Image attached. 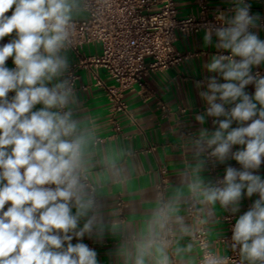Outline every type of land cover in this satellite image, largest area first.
Listing matches in <instances>:
<instances>
[{"label":"clouds","instance_id":"clouds-1","mask_svg":"<svg viewBox=\"0 0 264 264\" xmlns=\"http://www.w3.org/2000/svg\"><path fill=\"white\" fill-rule=\"evenodd\" d=\"M81 2L0 0V41L15 32L0 45V264H98L97 252L82 242L86 235L103 236L86 175L93 132L77 118L67 56ZM235 4L234 15L221 13L222 26L214 30L215 47L230 54H214L205 65L225 82L212 76L206 85L196 83L205 87L199 95L207 108L195 120L203 125L213 117L216 127L202 128L192 151L200 165L207 153L219 164L230 157L241 167H226L218 183L206 182L197 167L189 186L232 214L245 196H258L236 219L231 240L241 264H264V178L257 174L264 164V76L253 74L264 65V40L250 30L259 19L250 5ZM212 38L210 28L205 43ZM234 146L241 147L233 152ZM228 259L214 258V264Z\"/></svg>","mask_w":264,"mask_h":264},{"label":"crops","instance_id":"crops-1","mask_svg":"<svg viewBox=\"0 0 264 264\" xmlns=\"http://www.w3.org/2000/svg\"><path fill=\"white\" fill-rule=\"evenodd\" d=\"M174 1L179 18H199L204 9L209 16L226 11V16L231 17L236 6L235 0ZM244 3L250 5V15L259 17L257 27L250 30L264 40V0ZM85 18L81 4L74 20ZM204 35L205 31L194 35L179 33L175 47L185 59L166 71L149 74L144 87L136 85L125 91L126 111L117 109L111 100L107 88L116 83L104 70H76L77 118L93 132L86 175L103 228L102 238L86 235L82 242L97 252L98 264H136L138 259L143 264H198L200 252L193 238L201 225L208 231L212 251L225 257L229 249L219 240L228 233L226 217L236 221L258 198L245 196L240 211L232 214L218 203H206L189 186L194 182L197 167L202 168L198 175L212 183L223 179L226 167H241L230 157L219 164L207 153L200 157L206 163L200 165L192 151V140L199 137L201 129L211 132L216 127L213 117H206L203 125L195 120L207 108L199 95L205 87L197 88L196 83L206 85L212 76L225 82L216 73L208 72L205 65L214 54H230L215 47L214 32L212 44L205 43ZM14 37L15 32L0 45ZM84 52L94 55L100 47L89 45ZM67 56L71 69L76 66L77 57L71 51ZM6 64L14 67L12 58ZM257 73L264 76V65L253 68V74ZM98 80L105 87L98 86ZM245 91L253 94L254 85H248ZM236 126L233 122L232 127ZM240 147L234 146L232 151ZM257 174L264 178V164ZM190 206L194 207L193 216ZM76 242L73 239L72 243Z\"/></svg>","mask_w":264,"mask_h":264},{"label":"built area","instance_id":"built-area-1","mask_svg":"<svg viewBox=\"0 0 264 264\" xmlns=\"http://www.w3.org/2000/svg\"><path fill=\"white\" fill-rule=\"evenodd\" d=\"M84 20L75 21V32L68 51L77 57L76 66L69 75L75 82L78 67L102 69L116 83L107 88L117 109L127 110L124 92L138 85L144 87V79L151 73L166 71L180 64L185 57L176 51L178 34L194 35L222 26L217 17L226 11L202 16L179 18L174 0H82ZM231 9V8H230ZM11 9L6 15H11ZM99 46L100 52L87 55L84 48ZM97 85L105 87L103 81ZM14 93H9V96ZM213 158H211L212 160ZM88 181V178H87ZM89 184V182H88ZM194 215V207H189ZM228 233L219 241L229 249L228 264H241L239 250L232 247V227L235 220L226 217ZM200 259L198 264H214L218 257L211 248L208 231L201 225L194 235Z\"/></svg>","mask_w":264,"mask_h":264}]
</instances>
